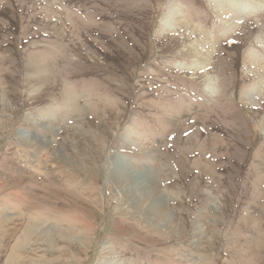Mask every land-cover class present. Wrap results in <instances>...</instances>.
<instances>
[{"label":"rangeland","instance_id":"1","mask_svg":"<svg viewBox=\"0 0 264 264\" xmlns=\"http://www.w3.org/2000/svg\"><path fill=\"white\" fill-rule=\"evenodd\" d=\"M225 1L0 0V264H264V0Z\"/></svg>","mask_w":264,"mask_h":264},{"label":"bare ground","instance_id":"2","mask_svg":"<svg viewBox=\"0 0 264 264\" xmlns=\"http://www.w3.org/2000/svg\"><path fill=\"white\" fill-rule=\"evenodd\" d=\"M220 6H228L227 8L228 9H234V11H236L238 13V17H240L241 15L245 14V13H252L253 11H257V9L259 7H262L263 4L262 2H257V1H252V0H226L225 2H221L220 3ZM175 16L173 14V12H167L166 16H165V19L164 21L162 22V25L163 27H172L174 26V24L176 23V19H174ZM264 61V60H263ZM41 73H44V71H41ZM264 84V76L260 77V81L258 82V85H262ZM257 86L253 87L251 90H250V94L252 93H255L256 90H257ZM113 164L116 166V168L120 169V170H128L129 171V174L132 176V177H135L137 178L140 183H144L146 184V177L143 176V174H139V173H135L133 172V169L127 165V164H121L120 161H114ZM33 190H29V192H27V196L29 197L30 195L32 196L33 199H40L42 202L40 203V205H42V203H47L45 200L43 201L40 197L42 196L43 193H40V195H32ZM155 205V204H154ZM153 208V207H152ZM50 211V210H49ZM3 223L5 224V221H3ZM28 227H26V230H24V233L23 235H21L19 237V239H17V242L15 243V245L13 246L12 248V256L11 258L9 259V261H12L13 258L17 257V256H21L23 254L24 255V246L23 244H25L26 240L28 239L29 235H28V232L30 230V227L31 225H28L26 224ZM1 223H0V228H1ZM69 227V226H68ZM71 227V226H70ZM4 229V228H2ZM25 229V228H24ZM1 231V229H0ZM3 233V232H2ZM49 233H45L43 234V236L45 237V242L43 243H48L49 242V238H50V235H48ZM1 236V235H0ZM7 239V238H6ZM23 246V247H22ZM27 246V245H26ZM27 255V253H26ZM28 257V256H25V258ZM41 258V257H40ZM27 259V258H26ZM37 261V260H36ZM40 262V261H39ZM33 264V263H32Z\"/></svg>","mask_w":264,"mask_h":264}]
</instances>
